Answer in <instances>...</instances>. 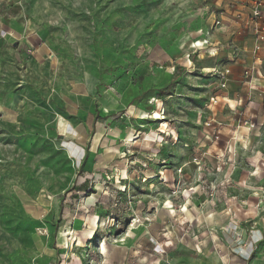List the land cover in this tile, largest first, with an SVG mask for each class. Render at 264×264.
<instances>
[{
	"label": "rangeland",
	"instance_id": "rangeland-1",
	"mask_svg": "<svg viewBox=\"0 0 264 264\" xmlns=\"http://www.w3.org/2000/svg\"><path fill=\"white\" fill-rule=\"evenodd\" d=\"M203 6L0 0L17 26L0 34V264H224V238L208 229L221 217L198 190H229L236 204L245 184L196 179L264 148L252 149L258 125L239 109L235 129L254 139L218 131L235 108L222 99L231 73L198 66L222 45ZM182 57L190 66L175 75ZM172 78L174 95L156 97Z\"/></svg>",
	"mask_w": 264,
	"mask_h": 264
},
{
	"label": "crops",
	"instance_id": "crops-1",
	"mask_svg": "<svg viewBox=\"0 0 264 264\" xmlns=\"http://www.w3.org/2000/svg\"><path fill=\"white\" fill-rule=\"evenodd\" d=\"M199 3H204L203 16L201 21L210 23V28H213L212 32L214 37L216 35L215 43H222L218 48V52L215 56L203 57L202 51L196 56L198 66H203L202 70H207L212 67H227L230 70L229 83L225 92L222 93V99L226 102H232L235 108H231V117L229 119H221L219 122L222 127L218 128V131L230 134H247L248 130L240 128L235 129V110L239 109L242 113L251 117V119L258 125L256 130H252L257 137V142L252 148L253 150H263L264 148V49L259 52L261 59V66H259L263 76L253 77L250 82L244 79L242 72L246 65H249L253 60L252 48H253V36L251 27L246 24L248 8L240 9V4H248L249 0H195ZM3 8L0 9V34L10 39L9 35L13 33V27H16L13 21L6 18ZM261 11L264 15V5L261 7ZM218 21V24L215 22ZM32 43H29L37 51V45L35 46L36 39L32 38ZM213 40V39H211ZM215 41V40H214ZM202 42H197L196 45H201ZM195 45V44H194ZM26 46V43H25ZM181 62H178L174 67L181 71H184L188 65L185 59L182 57ZM170 59L165 60L168 66ZM173 67V71H174ZM184 69V70H183ZM174 77V76H173ZM173 79V78H172ZM175 82L169 80V82ZM166 84V85H167ZM202 85V84H201ZM253 86V87H251ZM164 87V86H163ZM162 87V88H163ZM168 94H163V97H172L174 93L170 90ZM156 100V99H155ZM233 107V106H231ZM242 116V115H241ZM245 118V116L243 117ZM214 129V127H208L205 129ZM151 136H156L158 132H152ZM181 131V130H180ZM255 131V132H254ZM248 135V136H247ZM246 135L248 143H250L252 136L249 133ZM260 135V136H259ZM259 136V137H258ZM81 138V136H80ZM252 142L249 147L253 146ZM82 148V147H81ZM83 149V148H82ZM249 151V148H246ZM251 149V148H250ZM251 149V150H252ZM261 152V151H260ZM84 154V153H83ZM82 154V156H83ZM82 159V157H81ZM80 159V160H81ZM264 158L249 159L244 161V165H238L233 163H226L221 172H216L209 176H203L196 179L198 189L201 187L203 178L207 179L210 183H233L245 184V191L237 196L238 203H230V196H235L228 191L217 189L211 190H198V204L204 205V208L210 214L218 213L220 215L219 222L211 226V222L208 224L209 230H219L224 242L219 241L217 245L220 247V258L223 259L224 264H264ZM257 164V173H251ZM241 167H244L242 169ZM240 171V174H238ZM201 175V174H200ZM227 183V184H228ZM249 185V186H248ZM262 197V200H261ZM259 200V205L263 206L257 210H253L252 206ZM206 202L203 204V201ZM207 203V204H206ZM260 207V206H259ZM220 210V211H219ZM232 212L234 215H232ZM244 219H247L244 222ZM229 224V225H227ZM227 225V226H226ZM245 225V226H244ZM226 226V231L224 230ZM219 228V229H218ZM255 239H258L256 242ZM251 243V245H250ZM252 246V252L248 258H246ZM57 264V263H55ZM58 264H62L59 262ZM65 264H78L75 259Z\"/></svg>",
	"mask_w": 264,
	"mask_h": 264
},
{
	"label": "built area",
	"instance_id": "built-area-1",
	"mask_svg": "<svg viewBox=\"0 0 264 264\" xmlns=\"http://www.w3.org/2000/svg\"><path fill=\"white\" fill-rule=\"evenodd\" d=\"M264 5V0H249L248 4L244 5L240 4L241 11L246 7L248 8L247 13V19L246 24L251 27L252 36H253V48H252V54H253V60L251 64L246 65L243 71V75L246 79L251 81V78L254 76L255 67L261 59L259 56V52L264 49V15L261 11V7ZM243 12V11H242ZM218 24V21L215 22ZM228 73V70L219 72L218 74L222 76V78H225L226 74ZM253 87V86H251ZM252 122V121H251ZM253 124L251 123L250 126ZM258 239H255L256 242ZM251 245V243H250ZM252 252V246L247 254L246 258L249 257V255Z\"/></svg>",
	"mask_w": 264,
	"mask_h": 264
},
{
	"label": "bare ground",
	"instance_id": "bare-ground-1",
	"mask_svg": "<svg viewBox=\"0 0 264 264\" xmlns=\"http://www.w3.org/2000/svg\"><path fill=\"white\" fill-rule=\"evenodd\" d=\"M109 112H110V111H109ZM150 116H151V118H155V119H158V118L161 117L160 114H159V112H157V111H152L151 114H150ZM59 118L64 119V118L61 117L60 115H57L55 121H57ZM65 130H66V129H65ZM92 224H93V227L91 228V232H90V234L93 233V231H94V229H93L94 226H97V224H98L96 218L93 219ZM89 236H90V235H89ZM75 239H76V238H75ZM104 245H105V243L102 242V243H101V249H102V250L104 249Z\"/></svg>",
	"mask_w": 264,
	"mask_h": 264
},
{
	"label": "trees",
	"instance_id": "trees-1",
	"mask_svg": "<svg viewBox=\"0 0 264 264\" xmlns=\"http://www.w3.org/2000/svg\"><path fill=\"white\" fill-rule=\"evenodd\" d=\"M181 70H179L178 68L174 67V72H175V75L178 74ZM171 81L165 85L163 88H160V87H157V91H156V97H161L164 93L165 94H168L169 93V86L171 85Z\"/></svg>",
	"mask_w": 264,
	"mask_h": 264
}]
</instances>
